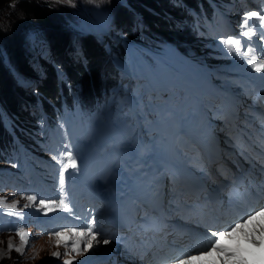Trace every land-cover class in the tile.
I'll return each mask as SVG.
<instances>
[{
  "label": "trees",
  "instance_id": "16d2710c",
  "mask_svg": "<svg viewBox=\"0 0 264 264\" xmlns=\"http://www.w3.org/2000/svg\"><path fill=\"white\" fill-rule=\"evenodd\" d=\"M10 0H0V9ZM131 4L137 3L133 13H128L127 19L133 20L136 28L151 30L147 39L140 38L141 35L123 31L127 27V19H121V24L114 21L112 28L115 31H122L123 34L131 33L133 41L148 44L155 48L160 42L185 44L193 38L194 29L190 26V11L196 6L204 5L203 0H128ZM200 2L201 5H198ZM14 7L21 8L22 16L31 20L49 25L51 4L48 1H18ZM142 21V22H141ZM21 25V23H20ZM25 25V24H24ZM21 26L10 32L3 33L0 29V43L4 48L0 50V112L6 115L0 116V151L6 148L13 136L25 140L22 129L31 120L28 114V102L38 104L45 109L58 106L61 102L67 101L71 105H79L89 108L93 102V96H103V80L101 73V61L104 50L97 45L92 37H84L70 43L68 33L59 29L58 25L52 26L50 34L53 36L46 53L41 52L42 41L34 39L29 43L28 52L16 37ZM155 34V36L153 35ZM159 42V43H158ZM158 43V44H157ZM32 44V46H31ZM6 54V55H5ZM14 57L13 69L6 63V57ZM10 57V56H9ZM50 57V60H49ZM114 57V56H113ZM59 59V63L55 60ZM62 65L59 72H66L69 88L64 83L62 87L55 81L54 69ZM28 78L33 86V93L26 91L18 81V77ZM65 90V93H61ZM20 100H18V97ZM23 98V101L21 100ZM2 104V105H1ZM8 126L13 136L10 135Z\"/></svg>",
  "mask_w": 264,
  "mask_h": 264
},
{
  "label": "snow or ice",
  "instance_id": "6c2138e0",
  "mask_svg": "<svg viewBox=\"0 0 264 264\" xmlns=\"http://www.w3.org/2000/svg\"><path fill=\"white\" fill-rule=\"evenodd\" d=\"M258 22L260 28L264 29V14L251 11L245 14L241 22V32L237 37L221 38V43L227 49L228 54L241 58L256 73H264V51L257 52L251 43V37L255 35ZM264 39V33L261 35ZM264 78V77H261ZM69 151L59 157H54L60 164L58 186L61 192L57 207L60 210H70V200L65 191V173L69 168L78 170L77 157L71 150L70 145H66ZM264 196V188L261 189ZM27 200L36 202L35 194L28 195ZM3 203V201H0ZM40 205L51 212L56 205V201H39ZM8 209L15 210L17 205L7 204ZM27 207V205H25ZM46 214V213H45ZM205 245L199 250L182 254L174 264H264V206L250 208L246 214L234 219L228 226H217L216 222L209 221L206 224ZM22 243L27 244V233L18 232ZM56 238V247L65 248L64 255L82 256L94 247V243L107 244L109 241L101 237L97 239L99 232L95 227V218L92 217L82 228L72 227L57 231L53 234ZM13 246L9 244L11 249ZM17 251H22L17 248ZM53 256L60 257V252H53ZM64 264H73L72 259L64 260Z\"/></svg>",
  "mask_w": 264,
  "mask_h": 264
},
{
  "label": "rangeland",
  "instance_id": "374dc122",
  "mask_svg": "<svg viewBox=\"0 0 264 264\" xmlns=\"http://www.w3.org/2000/svg\"><path fill=\"white\" fill-rule=\"evenodd\" d=\"M18 1H26V3H30L35 0H10L6 3V5L0 9V29L3 33H7L21 26L16 37V41L19 40V44H21L29 52L31 48L29 43L32 41V37H34V39L42 41V45L45 44L44 47L40 48L42 53H46L47 48L49 47L50 41L53 37L50 32L52 26L55 24L59 26V29L68 33L67 35L70 39V43H74L75 41L86 37V35L92 37L93 39L97 37H99L98 39H104L105 36L108 37L107 35L110 37L114 36L108 28L112 19L114 18V21H118L119 24H121L120 20L123 18L127 19V15H129L128 13L134 14V9L137 8L136 5H138L137 3L131 4L128 0H36L48 1L51 4V12L49 15L51 23H49V25H44L31 20V18L23 17L21 8L19 9V7H14V5L18 4ZM129 19L126 21L129 26L125 27H127L130 32H134L132 31V28L135 27L134 22ZM89 22L97 26L95 28L101 27L102 30H107V34L98 33L90 26ZM122 25H125V23H122ZM121 33L122 31H119V37H117V39L123 41V43H121L124 47H122L123 50L126 49L127 52H130V48L135 49L136 47H134V43L132 42L133 39L130 37L132 34L128 33L126 35H120ZM148 33H152L151 30H142V27L138 28L137 34L141 35L140 38L147 39ZM153 35L155 36V34ZM4 41H6L4 38L0 39V43ZM121 45L114 42L112 48H116ZM100 47L104 48L102 45H100ZM3 49L4 48L0 44V50L3 51ZM166 53L173 54L170 50H167ZM184 54L186 55L188 53L185 52ZM9 56L6 57V63L9 67H11L10 69H13V66H16L13 63L14 57L12 55ZM104 56L105 57L101 61V71L110 72L115 68L111 69L112 60L110 59L108 53H105ZM55 61L56 63L60 62L59 59ZM155 65V72L166 76L164 68L159 63ZM58 69H62V65H59L57 69L55 68L54 72H57ZM55 78V81L58 84H61L62 81H65L66 75H64L63 72ZM18 81L21 84V82L23 83L26 81V78L24 76H20L18 77ZM121 81L123 82L122 77H118V80H116V82ZM113 82H115V80L109 79L108 82L105 83V88ZM120 85L121 83H119L118 87H120ZM122 91L123 89L121 88L116 97L119 96ZM28 92L33 93L32 87L29 88ZM125 93H127V90H125ZM18 100H20V96L18 97ZM29 124L30 125L27 129H25L27 132H30V127H35L40 124L44 125V116H41L34 122H29ZM13 200L14 198L7 193L6 189L0 188V201H3V203H0V210L5 211L7 208L6 205L11 204V201ZM23 231L28 234L26 229ZM26 239L28 244V242L34 238L27 235ZM9 244L13 246L11 249L9 248ZM27 244L21 242L18 232H7V230L0 228V264H49L53 256V249L51 250L46 242L32 241L29 245ZM17 248L22 251H17ZM52 263H57V259H53L51 261V264Z\"/></svg>",
  "mask_w": 264,
  "mask_h": 264
},
{
  "label": "bare ground",
  "instance_id": "6f19581e",
  "mask_svg": "<svg viewBox=\"0 0 264 264\" xmlns=\"http://www.w3.org/2000/svg\"><path fill=\"white\" fill-rule=\"evenodd\" d=\"M93 29L95 28V27H97V26H95V25H93V26H91ZM96 30V29H95ZM144 30V29H143Z\"/></svg>",
  "mask_w": 264,
  "mask_h": 264
}]
</instances>
